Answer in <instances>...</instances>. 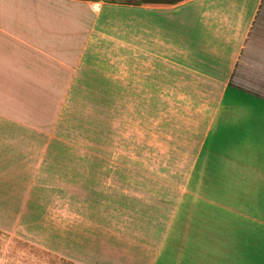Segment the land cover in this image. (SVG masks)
Masks as SVG:
<instances>
[{
    "label": "crops",
    "instance_id": "1",
    "mask_svg": "<svg viewBox=\"0 0 264 264\" xmlns=\"http://www.w3.org/2000/svg\"><path fill=\"white\" fill-rule=\"evenodd\" d=\"M121 2L0 0V232L32 264H264V0ZM122 10L110 78L98 35ZM93 65L115 97L214 88L187 180L115 123L111 155L105 133L96 155L64 154L63 102Z\"/></svg>",
    "mask_w": 264,
    "mask_h": 264
},
{
    "label": "rangeland",
    "instance_id": "2",
    "mask_svg": "<svg viewBox=\"0 0 264 264\" xmlns=\"http://www.w3.org/2000/svg\"><path fill=\"white\" fill-rule=\"evenodd\" d=\"M179 1L181 0H142V3ZM114 21V24L106 27L103 36L98 35V42L104 45V55L102 50L98 51L99 61L109 62L110 69H105V75L110 78L113 40H128L127 11L115 13ZM100 68V65H93L92 69L90 66L86 78L76 82L71 95L63 102L62 113L58 118L57 138L64 154L96 155L98 134L105 133L106 156L111 155L112 130L115 123V128L122 132V138L127 137L128 132L134 135L137 154L131 150L133 156H144L145 132H151L153 167L181 170L187 180L193 162L192 152L196 147V138L203 133L201 126L207 123L208 112L216 100L214 88L211 89L208 83L201 82L200 90L195 96L115 97L113 91L107 89V85L104 91L98 87L96 70ZM145 106L149 110L148 113L145 112ZM145 121L152 124V131L145 129ZM161 121L167 122L168 126L161 128ZM123 145L125 148L121 151L125 154L121 156H128V139H125ZM162 152L167 156H162L163 159L160 160V156L156 157L155 154ZM58 153H62L59 146ZM32 247L14 235L0 232V264H32Z\"/></svg>",
    "mask_w": 264,
    "mask_h": 264
},
{
    "label": "trees",
    "instance_id": "3",
    "mask_svg": "<svg viewBox=\"0 0 264 264\" xmlns=\"http://www.w3.org/2000/svg\"><path fill=\"white\" fill-rule=\"evenodd\" d=\"M114 1H116L117 3H118V2H120V4H122V3H123V2H121V0H114Z\"/></svg>",
    "mask_w": 264,
    "mask_h": 264
}]
</instances>
